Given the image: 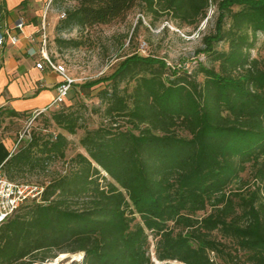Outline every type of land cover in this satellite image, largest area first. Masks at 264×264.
<instances>
[{
  "label": "trees",
  "instance_id": "16d2710c",
  "mask_svg": "<svg viewBox=\"0 0 264 264\" xmlns=\"http://www.w3.org/2000/svg\"><path fill=\"white\" fill-rule=\"evenodd\" d=\"M69 1L76 4L64 8L58 32L107 24L136 3L189 25L209 5V0L52 4L59 8ZM222 1L230 22L207 41L217 69L169 72L157 58L128 56L97 92L110 123L86 129L78 141L85 153L70 159L66 173L44 182L39 201L23 204L0 224V264L43 263L77 252L82 253L77 264H153L149 235L156 239L159 262L219 264L216 257L227 264H264V68L250 55L257 34L264 35V0ZM234 5L240 8L234 11ZM220 41L226 50L211 45ZM81 117L71 106L52 112L62 132L33 134L1 172L21 180L63 159L70 144L64 132L82 128ZM246 171L252 181L242 177ZM207 208L209 213L196 216ZM223 240L243 256L225 250Z\"/></svg>",
  "mask_w": 264,
  "mask_h": 264
},
{
  "label": "rangeland",
  "instance_id": "374dc122",
  "mask_svg": "<svg viewBox=\"0 0 264 264\" xmlns=\"http://www.w3.org/2000/svg\"><path fill=\"white\" fill-rule=\"evenodd\" d=\"M222 0H209L203 18L193 24H185L172 19L168 14H155L150 12L142 3H136L124 17L115 19L107 24H95L87 27H74L61 32L54 29L50 36L51 54L53 61L63 64L67 74L73 79L71 88L59 107H50L40 114H25L16 118L0 117V128L3 133H11L16 143V149L26 144L33 134L52 136L62 130L52 121L51 113L71 106L72 110L81 114L82 128L75 134H66L70 141L63 159L51 162L44 171L36 170L27 173L25 180L44 183L53 176L64 174L70 169V159L77 153H85L79 145V138L86 129H93L101 124H108L103 115L104 104L97 97V92L107 86L108 80L115 69L130 55L150 56L165 62L170 71L186 72L190 74L198 66L217 69L216 62H210L207 41L217 27L229 24V19L224 16L221 8ZM69 1L62 7H57L62 12L65 7L75 6ZM239 5L232 6L238 10ZM60 20L61 17L58 16ZM56 38L60 41H56ZM75 41L73 43H67ZM216 50H226L227 43L217 42L211 44ZM252 58L264 68V35L257 34L255 46L250 51ZM198 81L203 80V75L197 76ZM88 83H94L88 86ZM132 83L129 84V88ZM123 124V120L117 122ZM124 127H127L124 126ZM185 134V133H182ZM103 173V172H102ZM244 179L252 181L249 172L242 174ZM109 180L108 177H106ZM103 184L106 181H102ZM210 208L198 212L196 216L202 217L209 213ZM138 220V218L136 219ZM220 239V238H218ZM149 255L153 264H178L175 261L159 262L154 255L156 239L149 235ZM225 241V240H223ZM225 250L243 256L235 250V245L225 241ZM213 255V253H211ZM82 258V253H58L56 257L49 258L43 263L33 264H77ZM219 264H227L224 260L216 258Z\"/></svg>",
  "mask_w": 264,
  "mask_h": 264
},
{
  "label": "crops",
  "instance_id": "0c3cea01",
  "mask_svg": "<svg viewBox=\"0 0 264 264\" xmlns=\"http://www.w3.org/2000/svg\"><path fill=\"white\" fill-rule=\"evenodd\" d=\"M59 13L52 0H0V32L4 38L0 45V117L8 110L31 114L52 107L62 77L43 61L40 28L44 21L46 51L53 61L50 36ZM18 19L23 21L21 28L14 25ZM13 36L16 41H12ZM38 62L43 63L41 68L36 66ZM15 150L11 133H3L0 128V167Z\"/></svg>",
  "mask_w": 264,
  "mask_h": 264
},
{
  "label": "built area",
  "instance_id": "2783aa9c",
  "mask_svg": "<svg viewBox=\"0 0 264 264\" xmlns=\"http://www.w3.org/2000/svg\"><path fill=\"white\" fill-rule=\"evenodd\" d=\"M59 16L63 18L65 16L64 11L59 13ZM15 27L21 28L23 21L21 19L16 20ZM45 22L43 21L40 28V42H41V52L43 61H45L52 69H54L59 75H61L62 80L56 87V95L50 106L59 107L65 100L73 79L67 74V70L63 64L54 63L48 56L47 38L48 35L45 32ZM3 35L0 32V45L3 43ZM15 36L12 37V41H16ZM37 67L41 68L43 63L38 62ZM43 110H36L33 114H40ZM44 189V183H35L25 179L21 180H10L8 179L0 169V224L10 219L13 214L23 205L32 200L39 201L41 193Z\"/></svg>",
  "mask_w": 264,
  "mask_h": 264
}]
</instances>
